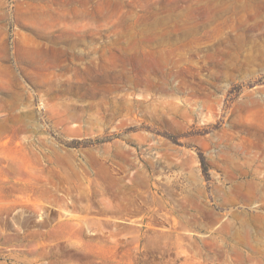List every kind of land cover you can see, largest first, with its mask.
<instances>
[{"label":"rangeland","instance_id":"rangeland-1","mask_svg":"<svg viewBox=\"0 0 264 264\" xmlns=\"http://www.w3.org/2000/svg\"><path fill=\"white\" fill-rule=\"evenodd\" d=\"M0 264H264V0H0Z\"/></svg>","mask_w":264,"mask_h":264}]
</instances>
